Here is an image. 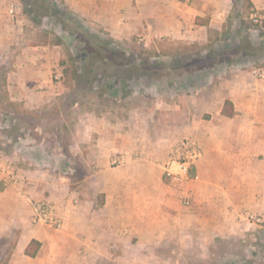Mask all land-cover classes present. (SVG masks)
Instances as JSON below:
<instances>
[{
  "label": "crops",
  "instance_id": "crops-1",
  "mask_svg": "<svg viewBox=\"0 0 264 264\" xmlns=\"http://www.w3.org/2000/svg\"><path fill=\"white\" fill-rule=\"evenodd\" d=\"M69 1L108 24L142 20L143 9L167 31L190 20L202 42L217 19L232 9L231 0ZM13 6V0H0V65L16 57L15 68L7 69L0 83V100L7 105L0 114L16 119L18 107L30 112L53 105L61 86L48 70L44 46H19L24 19L15 22ZM198 16L209 17L210 26L196 24ZM254 66L241 58L184 69L177 85L167 84V100L141 97L134 109L87 112L82 177L63 160L55 173L25 171L18 183L5 180L0 169V216L6 219L0 231L13 230L15 224L20 228L7 264L184 263L182 257L158 249L175 241L183 247L176 237L188 240L202 234L213 241L246 235L253 224L245 214L264 213V80L253 75ZM227 100L233 104L232 115L224 113ZM28 134L8 139L10 162L17 165L15 160H24L26 151L33 150L39 156L31 160L43 167L45 149L30 143ZM185 137L196 139L203 154L191 170L198 178L181 185L165 175L162 163L173 143ZM143 152L145 158L133 156ZM121 157L125 162L115 165ZM184 188L191 190L190 204L183 201ZM27 196L50 198L62 228L32 223ZM166 234L173 241L165 240ZM33 239L42 245L36 256H29L25 250Z\"/></svg>",
  "mask_w": 264,
  "mask_h": 264
},
{
  "label": "rangeland",
  "instance_id": "rangeland-1",
  "mask_svg": "<svg viewBox=\"0 0 264 264\" xmlns=\"http://www.w3.org/2000/svg\"><path fill=\"white\" fill-rule=\"evenodd\" d=\"M260 1L256 6L253 0H231L230 13L217 19L208 30L209 38L202 42L195 38L201 33L190 20L176 24L175 31H167L164 24L151 20L149 9H143L142 20L137 22L132 19L126 24H108L76 9L68 0H13L15 22L18 17L24 19L20 18L24 37L19 46L22 42L26 46H44L48 70L54 82L60 84L61 94L53 105L41 111L28 112L18 107L16 119L0 114L1 162L11 161L8 139L28 132L30 143L44 147L45 165H36L31 158L39 155L28 150L24 160H15L20 169L43 168L53 174L63 160L72 166L69 170L74 175L82 177L87 161V112L134 109L141 97L150 102L167 100V84L177 85L184 69L241 58L254 67L259 63L264 66L262 55L251 59L240 56L250 43H264V0ZM141 37L145 40L141 41ZM15 60L14 56L7 66L0 65V83L7 69L15 68ZM6 106L1 102L0 111ZM145 154L133 156L145 158ZM32 214L30 220L34 223ZM5 222L1 215L0 223L5 226ZM13 228L0 231V264H7L20 234L17 224ZM246 233L215 237L213 241V236L202 234L189 236L188 240L176 237L183 247L175 241L172 247L166 245L158 250L163 255L182 257L184 263L174 264H264V223L251 226ZM164 239L173 241L170 234Z\"/></svg>",
  "mask_w": 264,
  "mask_h": 264
},
{
  "label": "built area",
  "instance_id": "built-area-1",
  "mask_svg": "<svg viewBox=\"0 0 264 264\" xmlns=\"http://www.w3.org/2000/svg\"><path fill=\"white\" fill-rule=\"evenodd\" d=\"M15 9L12 10L14 12ZM258 20V19H256ZM141 41L145 37H141ZM252 73L255 77L264 80V66L252 68ZM203 151L196 139L192 137H185L178 139L173 143L167 158L162 163L164 172L172 177V179L181 185L190 180L198 178L197 175H192V167L202 157ZM125 162V158H117L114 160L115 165ZM1 171L3 177L11 183H18L26 177L25 171L20 169L13 162H1ZM192 198L191 190L183 189V201L185 204H190ZM33 214L32 221L36 224H44L54 229H61L63 226V219L57 214L54 203L48 199H33L27 196ZM246 219L253 225H262L264 223V213L247 212Z\"/></svg>",
  "mask_w": 264,
  "mask_h": 264
},
{
  "label": "trees",
  "instance_id": "trees-1",
  "mask_svg": "<svg viewBox=\"0 0 264 264\" xmlns=\"http://www.w3.org/2000/svg\"><path fill=\"white\" fill-rule=\"evenodd\" d=\"M196 24L210 26V19L209 17L198 16L196 18ZM260 37L262 38V36ZM54 44H58V43H54ZM260 55L264 56V43L262 41H260L257 44L250 43L248 49L242 51L240 56H243V58L247 57L251 59L250 58L251 56H260ZM259 65L262 66L263 64L259 63ZM233 112H234L233 104L231 101L227 100L225 103L224 113L227 115H232ZM41 245L42 243L39 240L33 239L25 250L26 254L29 256H36L40 250Z\"/></svg>",
  "mask_w": 264,
  "mask_h": 264
}]
</instances>
